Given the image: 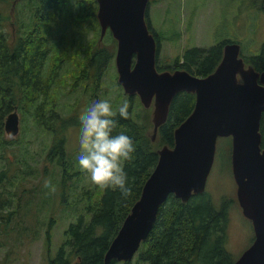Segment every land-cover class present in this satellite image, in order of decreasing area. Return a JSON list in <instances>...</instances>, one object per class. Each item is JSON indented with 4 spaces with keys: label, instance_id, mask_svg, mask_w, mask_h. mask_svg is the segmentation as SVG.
Instances as JSON below:
<instances>
[{
    "label": "trees",
    "instance_id": "16d2710c",
    "mask_svg": "<svg viewBox=\"0 0 264 264\" xmlns=\"http://www.w3.org/2000/svg\"><path fill=\"white\" fill-rule=\"evenodd\" d=\"M0 1L10 5L13 10L11 15L16 16L12 21L15 26L13 35L6 32L2 22L0 23V226L11 219H15L17 224L12 228L3 227L1 231L6 236H9L12 229L22 234L21 236L25 234L27 225L19 223L27 214L26 209L25 212L23 210L28 199L22 200V196L27 193L31 197L36 192L47 191L44 180L48 179L56 188L53 194L59 196L60 207L69 208V212L76 213L75 219L63 229L64 238L56 253L53 256L47 253L48 264H72L73 259L74 264H229L233 261L235 257L226 248L227 220L230 207L236 199L233 195L222 193L216 204L207 188L191 194L187 201L169 193L159 205L152 227L133 257L128 260L104 261L111 239L132 204L139 198L142 186L157 162V149L163 144H173L174 129L191 113L195 94L184 90L174 94L166 120L158 126L156 135L152 138L150 107L144 108L137 95L125 94L113 73L112 81L120 89L122 98L128 101L130 113L127 120L117 115V127L113 134L124 132L133 139L136 146L134 160L125 165L132 195L122 199L119 191L102 190L90 181L84 184L85 175L79 170L77 159L79 146L73 150L68 138L70 129H80L79 116L82 108L77 104L79 96L75 95L76 102L66 101L63 104L59 99L60 96L70 98L75 91L80 90V93L88 95L89 100L93 99L92 102L97 101L102 74L114 60L116 39L109 30L99 39L96 0ZM152 1L156 0H149V3ZM22 8L26 19L21 16ZM28 10L32 11V16L27 13ZM60 11L64 14L71 13L73 25L87 26L93 30L94 36L87 45L77 46L74 51L68 52L70 49L61 48L52 40L51 25L55 21V14ZM10 16L0 14V20L4 21ZM148 27L156 40V68H168L158 57L162 34L151 25ZM175 38L170 36V39ZM227 41L240 42L236 38H225L207 47L194 45L184 48L181 54L175 56L169 69L184 68L205 76L220 61L222 46ZM241 55L245 63H251L256 70H262L264 39L260 42L257 53H243L241 44ZM66 60L72 66L66 76H63L61 70L63 61ZM112 105L114 109L119 107L113 102ZM16 107L21 121L32 114L34 126L48 135V142L45 143L46 160L52 163V168L44 165L40 170L36 164L33 168L28 162L25 163V168L18 165L12 169L9 154L22 144L19 140L6 136L3 121L6 113ZM259 131L260 144L264 148V111ZM222 143L228 158V168L231 169L230 136L217 137L215 156L223 149ZM34 175L39 176V184L31 188L24 187L23 184ZM12 186L20 187L21 194L17 195ZM75 192H79L80 209H74L67 199ZM13 197L15 204L9 208ZM44 202H49V216L46 219L40 217V221L47 224L45 239L49 246L57 206L51 194ZM3 209L8 210L3 213ZM247 220L250 222L248 218Z\"/></svg>",
    "mask_w": 264,
    "mask_h": 264
},
{
    "label": "water",
    "instance_id": "95a60500",
    "mask_svg": "<svg viewBox=\"0 0 264 264\" xmlns=\"http://www.w3.org/2000/svg\"><path fill=\"white\" fill-rule=\"evenodd\" d=\"M100 37L108 28L116 39L117 82L128 95L151 107L152 138L167 117L178 91L195 94L191 113L174 129L171 146L157 149L158 159L104 254L131 259L148 235L159 205L169 193L182 201L202 192L214 161L218 136H231V172L242 214L251 222L252 241L229 264H264V148L260 119L264 111V68L245 64L240 43L223 44L215 69L199 76L184 68L158 70L156 40L148 27L149 0H96ZM264 11V0H262ZM6 134L19 130L15 108L4 117Z\"/></svg>",
    "mask_w": 264,
    "mask_h": 264
},
{
    "label": "rangeland",
    "instance_id": "374dc122",
    "mask_svg": "<svg viewBox=\"0 0 264 264\" xmlns=\"http://www.w3.org/2000/svg\"><path fill=\"white\" fill-rule=\"evenodd\" d=\"M18 1L24 2L25 0ZM261 2L262 0H156L150 2L148 4V17L153 28L162 34L158 53L159 59L165 66L170 68L175 56L181 54L184 48L194 45L207 47L225 38L238 39L243 46V53H257L260 42L264 39V11L261 8ZM12 13L13 10L10 5L0 1L1 16H10ZM27 13L33 15L30 10ZM66 13L68 14L60 11V13L55 14V21L51 25L52 40L58 43L61 48H68L70 49L68 52H72L77 46L87 45L89 39L94 35L93 30L88 29L87 26L77 27L73 25L71 23V13ZM21 16L26 19L23 8ZM15 18V15H11L4 21L0 20L4 30L12 33V35L15 33V26L12 22ZM170 36L176 38L170 39ZM80 43L84 45H80ZM101 43H103V40ZM71 66L72 63L67 60L63 61L61 70L63 76H66ZM113 73L117 77L114 60L110 62L109 69L102 74L101 89L97 100L107 99L111 103L120 106L127 100L122 98L120 89L113 83ZM75 95L79 96L80 101L77 104L81 106V111L86 109L93 101V99L89 100L87 94L80 93V90L75 91L70 98L60 96L59 101L61 104L66 101L76 102L74 100ZM15 109L17 110V107ZM17 112L19 116L18 132L15 135L5 133L6 136L17 139L22 144L20 147L16 146L12 149L14 153L9 154L12 169H15L18 165L25 168L24 165L28 162L32 164L33 168L36 164L40 170L44 165L52 168V163L46 160L45 143L48 142V135L34 126L32 114L21 121L19 111L17 110ZM79 132L80 129H76V131L70 129L69 131L68 138L71 141L73 150H76L75 147L79 146ZM221 146L223 149L216 156L214 155L213 165L207 177L205 188L212 193L216 204L222 193L233 195L236 199L237 203L231 205L228 214L226 248L233 257H237L251 242L253 230L251 223L241 212L236 198V184L231 169L228 168L224 143ZM84 175L83 183L91 182L90 177ZM35 184H39V176L34 175L23 186L31 188ZM12 189L15 190L17 195L21 194L20 187L15 188V186H12ZM50 194L53 196L54 204L57 207L54 210L55 223L51 228L50 244L48 246L45 239L47 224L41 222L40 217L46 219L49 216V202L44 201ZM26 198L28 203L23 211L25 212L26 209L27 214L23 216L24 218L19 223V225H27L28 229L25 230V234L21 236L22 234L12 229L8 233L9 236H6L1 231L3 227L12 228L14 225L16 226L15 219H11L0 226V264H48L47 253L49 252L51 256L56 253L60 242L64 238L63 229L76 217V213L69 212V208H61L59 196L49 190L36 192L31 197L25 193L22 200ZM67 199L74 209L81 208L79 192L68 196ZM14 204L15 198L13 197L9 208L13 207ZM7 210L3 209V213ZM73 260L72 264H74Z\"/></svg>",
    "mask_w": 264,
    "mask_h": 264
},
{
    "label": "clouds",
    "instance_id": "9594fccd",
    "mask_svg": "<svg viewBox=\"0 0 264 264\" xmlns=\"http://www.w3.org/2000/svg\"><path fill=\"white\" fill-rule=\"evenodd\" d=\"M128 109L127 101L114 109L104 99L92 102L79 116V170L100 189L119 191L122 199L132 195L125 165L134 160L136 146L124 132L115 135L113 132L117 115L124 120L130 118ZM44 187L52 193L56 191L48 179L44 180Z\"/></svg>",
    "mask_w": 264,
    "mask_h": 264
},
{
    "label": "flooded vegetation",
    "instance_id": "af4514ba",
    "mask_svg": "<svg viewBox=\"0 0 264 264\" xmlns=\"http://www.w3.org/2000/svg\"><path fill=\"white\" fill-rule=\"evenodd\" d=\"M149 4V3H148ZM149 6V5H148ZM261 7H262V2H261ZM263 10V9H262ZM146 18H147V23H148V25H151L152 26V24H151V22H150V19H149V17H148V7H147V15H146ZM98 24H99V22H98ZM153 27V26H152ZM99 29H100V26H99ZM106 30H109L108 28L106 29ZM106 30H105V32H106ZM110 31V30H109ZM105 32H104V34H105ZM111 32V31H110ZM103 34V35H104ZM103 35L101 36V37H99V39H102V37H103ZM228 42V41H227ZM238 42V41H237ZM240 43V42H239ZM223 47V46H222ZM240 55H241V44H240ZM242 56V55H241ZM243 58V57H242ZM219 63V62H218ZM245 64H248V63H245ZM251 64V63H250ZM217 66V65H216ZM253 66V65H252ZM215 69V68H214ZM189 71V70H188ZM258 71H260V70H258ZM212 72V71H211ZM209 74V73H208ZM139 98V97H138ZM219 137V136H218ZM231 137V136H230Z\"/></svg>",
    "mask_w": 264,
    "mask_h": 264
}]
</instances>
